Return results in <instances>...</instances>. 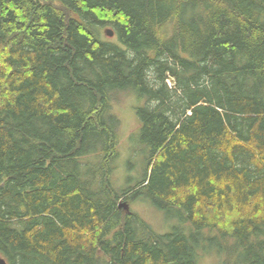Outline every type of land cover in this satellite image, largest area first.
Returning a JSON list of instances; mask_svg holds the SVG:
<instances>
[{"label":"trees","instance_id":"trees-1","mask_svg":"<svg viewBox=\"0 0 264 264\" xmlns=\"http://www.w3.org/2000/svg\"><path fill=\"white\" fill-rule=\"evenodd\" d=\"M129 92L144 169L116 188ZM0 255L264 264V0H0Z\"/></svg>","mask_w":264,"mask_h":264},{"label":"rangeland","instance_id":"rangeland-1","mask_svg":"<svg viewBox=\"0 0 264 264\" xmlns=\"http://www.w3.org/2000/svg\"><path fill=\"white\" fill-rule=\"evenodd\" d=\"M110 28V26H104L100 30L101 37L109 38L104 30ZM169 86H173V82L167 81ZM112 105L114 112L117 114L121 121L119 131V156L117 158V169L113 174V182L116 188L125 187L128 181L140 178L143 175V154L139 153L138 142L136 133L138 127L137 116L135 114V105L137 103V97L133 92L120 93L115 95L112 99ZM135 132L134 138H130V134ZM128 175V176H127ZM127 176V177H126ZM125 210L138 213L145 221L149 223L153 230L159 233L168 232L175 225L182 224L181 220L175 215H168L164 210L156 208L149 200L143 198H134L125 203ZM211 254L213 252H210ZM201 264H219L214 256H209L205 260H202Z\"/></svg>","mask_w":264,"mask_h":264},{"label":"water","instance_id":"water-1","mask_svg":"<svg viewBox=\"0 0 264 264\" xmlns=\"http://www.w3.org/2000/svg\"><path fill=\"white\" fill-rule=\"evenodd\" d=\"M105 33L109 36L113 35V31L111 29H106ZM0 264H8V263L6 262V260L3 257L0 256Z\"/></svg>","mask_w":264,"mask_h":264}]
</instances>
